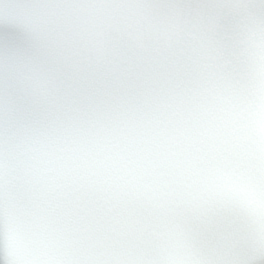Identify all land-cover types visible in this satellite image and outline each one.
<instances>
[{"label": "clouds", "instance_id": "1", "mask_svg": "<svg viewBox=\"0 0 264 264\" xmlns=\"http://www.w3.org/2000/svg\"><path fill=\"white\" fill-rule=\"evenodd\" d=\"M0 264H264V0H0Z\"/></svg>", "mask_w": 264, "mask_h": 264}]
</instances>
